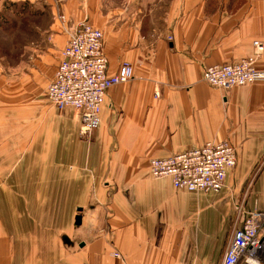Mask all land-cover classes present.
I'll return each mask as SVG.
<instances>
[{
	"label": "crops",
	"instance_id": "obj_1",
	"mask_svg": "<svg viewBox=\"0 0 264 264\" xmlns=\"http://www.w3.org/2000/svg\"><path fill=\"white\" fill-rule=\"evenodd\" d=\"M30 2L39 40L26 46L27 71L0 74V264H221L242 190H177L149 165L230 141L229 179L255 176L243 204L264 213V83L222 91L204 81L207 67L264 47V0ZM84 21L104 34L110 75L123 62L134 69L108 92L90 145L80 113L57 112L45 94Z\"/></svg>",
	"mask_w": 264,
	"mask_h": 264
},
{
	"label": "built area",
	"instance_id": "obj_2",
	"mask_svg": "<svg viewBox=\"0 0 264 264\" xmlns=\"http://www.w3.org/2000/svg\"><path fill=\"white\" fill-rule=\"evenodd\" d=\"M62 26L66 17L58 13ZM256 53L239 62L212 65L204 71V81L219 90L228 91L256 83H264V70L256 67L264 47L255 42ZM134 77L133 66L123 62L118 73L109 74L104 50V34L88 21L69 30V39L53 80L47 87L49 102L59 111L73 108L80 113L79 133L90 139L101 124V113L108 92L128 83ZM158 95V93H156ZM238 154L228 141L209 142L201 148L188 150L167 158L150 161L152 178L171 179L174 188L188 192H220L229 175L236 169ZM221 264H263L264 214L238 206ZM112 257L123 260L118 251Z\"/></svg>",
	"mask_w": 264,
	"mask_h": 264
},
{
	"label": "rangeland",
	"instance_id": "obj_3",
	"mask_svg": "<svg viewBox=\"0 0 264 264\" xmlns=\"http://www.w3.org/2000/svg\"><path fill=\"white\" fill-rule=\"evenodd\" d=\"M34 7L35 6L33 5V8H32V4H31L30 0H0V74L5 75L7 77V79L16 80L18 77H20L23 72L27 71V69L20 67V65L22 63L26 64L28 61H30L32 59V57L29 55L30 52H26V46L39 40V38H35L33 35L34 30H33L32 26H33L34 22H32V21L36 20L35 17L32 18V15L34 14L33 9H35ZM36 11L37 10L35 9V13H36ZM43 23L44 22H42L41 24H43ZM254 46H255V43H254ZM260 55H258L257 59L259 58ZM121 65H120V67H121ZM120 67H119V69H120ZM119 69H118V71H119ZM118 71H117V73H118ZM45 94H46V92H45ZM46 98H47V96H46ZM47 100H48V98H47ZM48 102H49V100H48ZM69 109H73V108L70 107ZM55 110H58V109L55 108ZM57 112L61 113L60 111H57ZM72 129L76 135V131L78 130V129H76V126H72ZM94 133L90 139H82L80 136V133H79V138H80L79 140L82 143L90 145V143L93 141ZM76 137H77V135H76ZM75 139L78 140L77 138H75ZM228 142H230V141H228ZM235 149H236V147H235ZM236 151H237V149H236ZM233 178H234V176H233ZM254 181H255V176H252L248 182L241 183V185H240V183L234 182L232 179V176H230V179H229V177L227 179V183H226V186L224 189H227L228 187H230L232 189L237 188V189L242 190V196L239 199L238 206L239 205L244 206L243 202L246 201L248 194H249V191L251 190V188L254 185ZM234 184H236L237 187ZM203 193H205V192H203ZM210 193H218V192H210ZM238 206H237V208H238ZM244 208H245V206H244ZM245 210H247V209L245 208ZM247 211H249V210H247ZM259 212H261V211H259ZM73 213H72V217L74 216ZM261 213H263V212H261ZM237 215H238V209H237L236 217H237ZM236 217H235V219H236Z\"/></svg>",
	"mask_w": 264,
	"mask_h": 264
},
{
	"label": "water",
	"instance_id": "obj_4",
	"mask_svg": "<svg viewBox=\"0 0 264 264\" xmlns=\"http://www.w3.org/2000/svg\"><path fill=\"white\" fill-rule=\"evenodd\" d=\"M76 220H77V221H76V222H77V225H80V223H81V217L78 216Z\"/></svg>",
	"mask_w": 264,
	"mask_h": 264
},
{
	"label": "bare ground",
	"instance_id": "obj_5",
	"mask_svg": "<svg viewBox=\"0 0 264 264\" xmlns=\"http://www.w3.org/2000/svg\"><path fill=\"white\" fill-rule=\"evenodd\" d=\"M8 223V222H7Z\"/></svg>",
	"mask_w": 264,
	"mask_h": 264
}]
</instances>
